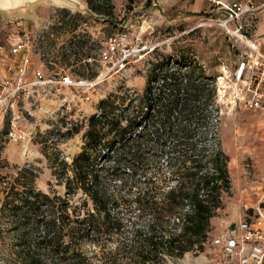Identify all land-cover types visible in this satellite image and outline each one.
<instances>
[{"label": "trees", "instance_id": "16d2710c", "mask_svg": "<svg viewBox=\"0 0 264 264\" xmlns=\"http://www.w3.org/2000/svg\"><path fill=\"white\" fill-rule=\"evenodd\" d=\"M87 2L114 16L112 4ZM62 49L64 62L80 60ZM149 62L141 94L121 85L99 101L71 162L53 148L65 195L39 190L36 168L16 166L2 190L17 236L3 264H164L205 249L232 190L216 75L188 52Z\"/></svg>", "mask_w": 264, "mask_h": 264}, {"label": "rangeland", "instance_id": "374dc122", "mask_svg": "<svg viewBox=\"0 0 264 264\" xmlns=\"http://www.w3.org/2000/svg\"><path fill=\"white\" fill-rule=\"evenodd\" d=\"M93 4L105 8L112 4L114 16L111 21L54 4L36 5L35 18L9 17L0 13V18L5 20L0 27V46L9 50L13 42L25 38L35 64L44 65L48 73L64 68L73 77H78L74 70L81 69L87 74L99 72V54L109 38L121 32L139 33L149 27L145 36L157 45L149 60L154 61L159 54L188 52L209 74L216 75V82L223 83L220 86L227 87H230L238 62L245 57V43L219 26L209 14L177 17L174 12L151 7L147 0H95ZM62 48L77 52L80 60L72 57L64 62L60 56ZM149 60L136 64L122 78L106 77L100 81L92 100L85 104L83 117L75 125L78 132L71 135L66 129H56L60 127L59 118H41L40 114L33 117L29 113L35 110L33 100L20 102L15 113L0 110V264H3V246L16 242L17 238L15 218L4 209L2 202V190L11 186L16 166L27 164L36 168L35 183L39 190L65 195L64 184L50 167L55 150L59 151L61 159L71 162L82 149L88 118L96 111L99 101L121 85L141 94L152 66ZM85 64H89V69L82 67ZM230 100L226 97L217 103L222 115V144L230 157L231 194L225 198L224 210L212 220L213 230L205 249L200 253L188 252L182 258L168 259L164 264H213L217 252L213 241L240 221H250L252 206L260 197L264 199V111L245 110Z\"/></svg>", "mask_w": 264, "mask_h": 264}, {"label": "built area", "instance_id": "2783aa9c", "mask_svg": "<svg viewBox=\"0 0 264 264\" xmlns=\"http://www.w3.org/2000/svg\"><path fill=\"white\" fill-rule=\"evenodd\" d=\"M215 1L224 13L215 19L216 23L247 47L245 57L238 62L230 79V87L220 86L223 84L220 80L217 82L216 100L219 103L229 97L231 103L245 110L264 111V53L252 35L257 22L254 0H237L229 5ZM148 28L139 33L121 32L109 38L99 54V72L92 78L73 77L64 68L48 73L44 65L35 64L25 38L13 42L9 55L2 57L6 74L0 77V110L15 113L20 102L33 100L35 110L29 111L33 117L40 114L41 118H59L60 127L56 129H72L83 117L85 104L92 100L100 81L106 77L122 78L136 64L150 59L157 45L145 36ZM15 125L14 122V129ZM252 207L250 221H240L213 241L217 248L213 264H264L263 197Z\"/></svg>", "mask_w": 264, "mask_h": 264}, {"label": "crops", "instance_id": "0c3cea01", "mask_svg": "<svg viewBox=\"0 0 264 264\" xmlns=\"http://www.w3.org/2000/svg\"><path fill=\"white\" fill-rule=\"evenodd\" d=\"M83 1L85 2V0ZM219 1L221 4L229 5L237 0ZM147 2H150L151 5L157 4V10L159 11L174 12L177 17H202L209 14V17L217 19L224 15L215 0H147ZM254 5L257 7L255 11L257 22L252 35L254 39L258 40L259 48L264 53V0H254ZM4 23L5 20L0 18V27ZM7 55H9V50H5L4 47L0 46V77L6 74L5 62L2 61V57Z\"/></svg>", "mask_w": 264, "mask_h": 264}, {"label": "water", "instance_id": "95a60500", "mask_svg": "<svg viewBox=\"0 0 264 264\" xmlns=\"http://www.w3.org/2000/svg\"><path fill=\"white\" fill-rule=\"evenodd\" d=\"M40 4H54L72 10H79L105 21H111L108 16L94 12L83 0H0V13L9 17L35 18L34 8ZM151 7L158 8V5L154 4ZM125 26L123 25V27Z\"/></svg>", "mask_w": 264, "mask_h": 264}]
</instances>
